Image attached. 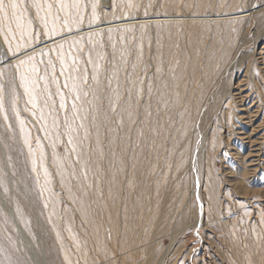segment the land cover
<instances>
[{
	"label": "rangeland",
	"instance_id": "1",
	"mask_svg": "<svg viewBox=\"0 0 264 264\" xmlns=\"http://www.w3.org/2000/svg\"><path fill=\"white\" fill-rule=\"evenodd\" d=\"M67 259L264 264V0H2L0 264Z\"/></svg>",
	"mask_w": 264,
	"mask_h": 264
},
{
	"label": "bare ground",
	"instance_id": "2",
	"mask_svg": "<svg viewBox=\"0 0 264 264\" xmlns=\"http://www.w3.org/2000/svg\"><path fill=\"white\" fill-rule=\"evenodd\" d=\"M66 9H67V7H66ZM67 13H68V11H67ZM65 14V13H64ZM65 15H68V14H65ZM231 15V14H230ZM242 15V14H241ZM240 15V16H241ZM235 16H233V18H234ZM124 21V20H123ZM122 24H125V23H122ZM128 24V23H127ZM52 29H54V27H52V26H50ZM96 27V26H95ZM247 27V26H246ZM50 28V29H51ZM97 28V27H96ZM98 29V28H97ZM55 30H56V27H55ZM53 33V32H52ZM70 33H73V31L72 32H70ZM70 33H67V34H62L63 36H65V35H69V36H65V38L67 37H71V36H74L75 35V33L74 34H70ZM81 34V33H80ZM63 36L62 37H60V38H63ZM59 37V36H58ZM71 38H73V37H71ZM51 40V39H50ZM50 40H45L46 42H47V44L45 45V46H47V45H49V44H52V43H55V42H57V41H60V39H53V40H51V42H49ZM41 48V47H40ZM4 52V51H3ZM4 54V53H3ZM16 57V56H15ZM19 61H21V60H19ZM5 62V61H4ZM23 62V61H22ZM21 65V64H20ZM19 66V65H18ZM22 67V66H21ZM210 72V71H209ZM221 84H223V83H221ZM226 88H227V86H226ZM226 91V89L223 91H221L220 92V94L218 95V94H216V93H213L211 96H209L210 98H209V100H208V102H206L205 104H204V110L202 109L201 110V108L202 107H198V109H197V111H196V113H197V115H199V117H196V119L197 118H199V120H201L202 121V123H201V125H199V126H196L195 127V129H196V135H195V140H194V143H195V145H196V154H195V160L198 162V157L200 156V154H201V151L203 150V138H204V136H205V134H204V132H205V128L207 127V125H206V122H207V120H208V116L210 115H215L214 114V111H215V109L216 108H218L217 107V105H219L220 103L219 102H222V98H224L223 97V93L222 92H225ZM212 93V92H211ZM228 95H229V93H228ZM227 99H228V97H227ZM226 101V100H225ZM224 102V101H223ZM217 111V110H216ZM216 113V112H215ZM213 119V118H212ZM209 121H211V120H209ZM208 124H210V122H208ZM209 128V127H208ZM208 130V129H207ZM206 133V132H205ZM207 136V135H206ZM9 211V210H8ZM15 217V216H14ZM16 220V219H15ZM17 225V224H16ZM19 228H20V226H19ZM19 230V232L21 231L20 229H18ZM17 230V231H18ZM21 233V232H20ZM22 233L24 234V236H25V233L23 232V230H22ZM22 236V234L20 235V237ZM24 238V237H23ZM67 261V264H71V260H69V259H67L66 260Z\"/></svg>",
	"mask_w": 264,
	"mask_h": 264
},
{
	"label": "snow or ice",
	"instance_id": "3",
	"mask_svg": "<svg viewBox=\"0 0 264 264\" xmlns=\"http://www.w3.org/2000/svg\"><path fill=\"white\" fill-rule=\"evenodd\" d=\"M0 4H2V0H0Z\"/></svg>",
	"mask_w": 264,
	"mask_h": 264
}]
</instances>
